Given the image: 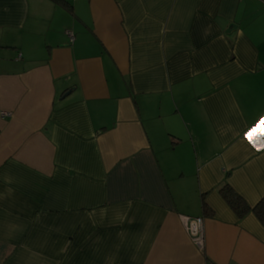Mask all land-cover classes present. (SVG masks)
Returning a JSON list of instances; mask_svg holds the SVG:
<instances>
[{"label":"crops","instance_id":"obj_1","mask_svg":"<svg viewBox=\"0 0 264 264\" xmlns=\"http://www.w3.org/2000/svg\"><path fill=\"white\" fill-rule=\"evenodd\" d=\"M66 1L0 0V264H264V0Z\"/></svg>","mask_w":264,"mask_h":264},{"label":"trees","instance_id":"obj_2","mask_svg":"<svg viewBox=\"0 0 264 264\" xmlns=\"http://www.w3.org/2000/svg\"><path fill=\"white\" fill-rule=\"evenodd\" d=\"M51 1H53L55 4L61 5L66 9L68 8V3L66 0ZM218 192L223 201L238 219H242L246 214L252 212L259 223L264 225V196H262L253 206H250L245 201V199L226 181L219 185ZM201 210L203 215L210 216L213 214V211L205 202L204 194L201 195ZM206 264H212V262L206 260Z\"/></svg>","mask_w":264,"mask_h":264},{"label":"built area","instance_id":"obj_3","mask_svg":"<svg viewBox=\"0 0 264 264\" xmlns=\"http://www.w3.org/2000/svg\"><path fill=\"white\" fill-rule=\"evenodd\" d=\"M7 114V113H5ZM186 229L193 241L203 246V219L202 217H187L186 218Z\"/></svg>","mask_w":264,"mask_h":264},{"label":"snow or ice","instance_id":"obj_4","mask_svg":"<svg viewBox=\"0 0 264 264\" xmlns=\"http://www.w3.org/2000/svg\"><path fill=\"white\" fill-rule=\"evenodd\" d=\"M260 128L264 129V118L261 119ZM261 136H264V130L258 131L257 128H253L248 133L245 134V139H247L255 147L256 146L255 140ZM259 149L260 148H258V150Z\"/></svg>","mask_w":264,"mask_h":264},{"label":"water","instance_id":"obj_5","mask_svg":"<svg viewBox=\"0 0 264 264\" xmlns=\"http://www.w3.org/2000/svg\"><path fill=\"white\" fill-rule=\"evenodd\" d=\"M233 27V25H231Z\"/></svg>","mask_w":264,"mask_h":264}]
</instances>
